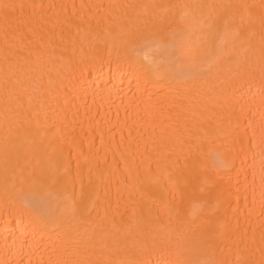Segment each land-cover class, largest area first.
<instances>
[{
	"label": "bare ground",
	"instance_id": "1",
	"mask_svg": "<svg viewBox=\"0 0 264 264\" xmlns=\"http://www.w3.org/2000/svg\"><path fill=\"white\" fill-rule=\"evenodd\" d=\"M0 264H264V0H0Z\"/></svg>",
	"mask_w": 264,
	"mask_h": 264
}]
</instances>
